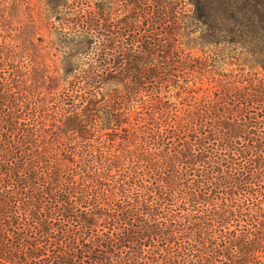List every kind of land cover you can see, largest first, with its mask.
<instances>
[{"label":"trees","instance_id":"1","mask_svg":"<svg viewBox=\"0 0 264 264\" xmlns=\"http://www.w3.org/2000/svg\"><path fill=\"white\" fill-rule=\"evenodd\" d=\"M42 6L0 0V264H264V0ZM198 28L248 73L184 108Z\"/></svg>","mask_w":264,"mask_h":264},{"label":"rangeland","instance_id":"2","mask_svg":"<svg viewBox=\"0 0 264 264\" xmlns=\"http://www.w3.org/2000/svg\"><path fill=\"white\" fill-rule=\"evenodd\" d=\"M43 0H30L31 7L34 8L36 14L41 12ZM189 9V5L185 6ZM45 38H54V34H51L48 30L44 29L41 32ZM192 39H195L197 43H191L188 51H191L193 57L199 58L203 63L202 66L206 67L205 72L195 71L191 77L183 79L180 85L183 87H173L169 92V99L180 103L184 108L186 103L202 102L205 97L215 98L219 90V84H226L236 82L243 73H248V68L242 70L240 66L233 59L234 54L230 49H217L216 47L202 45V30H198L191 35ZM184 47L187 46L184 44ZM260 75H262L260 73ZM190 91V92H189ZM192 96L194 98H192Z\"/></svg>","mask_w":264,"mask_h":264}]
</instances>
